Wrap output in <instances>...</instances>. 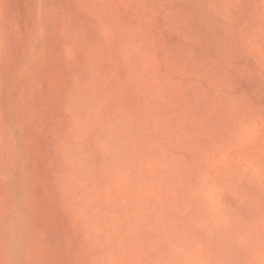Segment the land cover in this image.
Returning <instances> with one entry per match:
<instances>
[{"label":"rangeland","instance_id":"rangeland-1","mask_svg":"<svg viewBox=\"0 0 264 264\" xmlns=\"http://www.w3.org/2000/svg\"><path fill=\"white\" fill-rule=\"evenodd\" d=\"M0 264H264V0H0Z\"/></svg>","mask_w":264,"mask_h":264}]
</instances>
